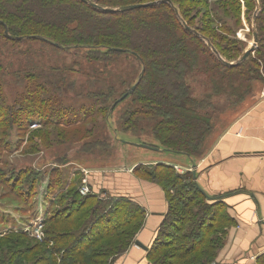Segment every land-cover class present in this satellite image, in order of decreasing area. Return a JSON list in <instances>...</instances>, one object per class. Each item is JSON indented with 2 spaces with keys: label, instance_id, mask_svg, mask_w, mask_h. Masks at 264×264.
<instances>
[{
  "label": "trees",
  "instance_id": "trees-1",
  "mask_svg": "<svg viewBox=\"0 0 264 264\" xmlns=\"http://www.w3.org/2000/svg\"><path fill=\"white\" fill-rule=\"evenodd\" d=\"M211 1L182 0V12H178L175 0H89L112 11L96 9L81 0H0V48L10 42L36 40L62 49L69 41L76 51L87 52V63L100 71L111 62L130 59L135 83H128L122 91L126 81L119 83L118 78L102 92L107 95L90 112L48 126L58 133V126L84 125L99 116L106 121L116 112L124 133L131 131L140 140L152 136L165 151L199 159L223 109L213 97L224 95L227 106L236 105L253 92L254 81L264 79V0H244L254 7L245 13H249L252 34L256 28L258 45L241 62L234 55L242 57L244 42L229 38L235 32L233 24L215 17L217 12L230 16L237 26L242 17L241 3L218 0L211 5ZM197 3L202 5L200 10ZM220 3L224 5L218 6ZM196 12H203L198 24ZM136 83L134 92L116 103ZM199 83L207 90L203 99L193 95ZM4 101L0 91V102ZM13 122L9 116L6 125ZM49 133L43 131L41 135ZM150 166L142 169V179L163 184L169 212L148 251V260L152 264H211L224 244L228 217L208 204L193 171L176 174L174 165L164 162ZM135 170L141 172V166ZM180 181L187 184L177 188ZM72 184L62 189L64 194L50 200L51 205L68 203L48 211L51 215L42 222L48 238L26 244L31 232L18 229V234L3 235L0 264H115L130 248L144 226L145 209L127 197L81 195L79 188H70ZM178 189L188 191L189 196L179 198ZM174 190L176 195L171 194ZM50 242L54 247L47 248Z\"/></svg>",
  "mask_w": 264,
  "mask_h": 264
},
{
  "label": "rangeland",
  "instance_id": "rangeland-1",
  "mask_svg": "<svg viewBox=\"0 0 264 264\" xmlns=\"http://www.w3.org/2000/svg\"><path fill=\"white\" fill-rule=\"evenodd\" d=\"M217 1L212 0L211 5ZM238 1L241 3L240 24L234 25L232 17L218 12L215 17L233 24L234 35L228 37L243 41L245 53L253 44L251 23L247 16L254 7L244 0ZM197 5L200 10L202 5ZM174 8L182 12V0H175ZM247 11L248 15L245 13ZM196 14L195 23L198 24L203 20V12ZM86 53L73 49V44L69 41L64 43L62 49L36 40L10 42L0 48V79L3 82L0 84V91L5 99L3 103L0 102V238L7 234H18V229L31 232L26 244L48 238L42 223L44 218L51 215L49 212L57 211L68 203L55 202L51 205L50 200L64 194L62 189L70 183H73L70 188L80 190L85 177L82 168L87 169L91 177L98 174L108 181L113 179L118 182L125 174H133L142 179V169L159 163L153 162L156 158L169 156L171 164L185 168L190 167L189 160H196L184 153L165 151L160 142L153 141L152 134H148L151 130L145 131L151 137H143L144 141L129 130L124 133L116 112L108 116L106 121L99 116L86 120L84 125L74 124L69 128L58 126V133H55L57 129L48 124L67 122L76 118V114L83 116L90 112L104 100L107 94L102 92L107 91L112 81L116 82L118 78L119 83L126 81L122 91L128 83L136 82L130 59L111 62L113 64L102 66L105 69L103 71L101 68L100 71L96 65L87 63ZM235 54L234 58L241 59ZM252 84L253 92L236 105L227 106L224 95L213 97L223 108L218 114L215 127L224 116L235 112L248 98L261 95L264 100V79ZM206 91L199 83L194 86L193 95L203 99ZM9 116L14 118V122L6 125ZM43 131L50 133L43 137ZM81 135L84 136L76 137ZM124 139L127 141L124 142ZM136 143L155 144L159 148L147 149L136 146ZM139 166L141 172L135 170ZM175 173L177 174L176 170ZM182 182L178 183L177 188L181 184H187V181ZM165 187L168 189V186ZM175 191L171 194L176 195ZM100 192L102 191L95 192L91 186L88 194L101 198L111 195L108 191ZM187 194L188 191L178 189L179 198L185 199L189 196ZM38 224L42 225L43 239L36 235L34 226ZM27 225L30 226L29 229L26 228ZM51 247H54L53 242L47 245V248ZM23 264L34 263L29 261Z\"/></svg>",
  "mask_w": 264,
  "mask_h": 264
},
{
  "label": "crops",
  "instance_id": "crops-1",
  "mask_svg": "<svg viewBox=\"0 0 264 264\" xmlns=\"http://www.w3.org/2000/svg\"><path fill=\"white\" fill-rule=\"evenodd\" d=\"M206 142L204 155L193 162L189 160L188 164L196 173L195 182L209 197L208 204L223 210L229 219L224 244L211 264H264V100L261 95L248 98L239 109L224 116ZM169 161L172 160L168 156L153 162L171 164ZM89 179L95 191L106 190L114 197H127L146 211L144 226L115 264H151L148 251L169 212L164 187L133 174L123 175L118 182L98 174Z\"/></svg>",
  "mask_w": 264,
  "mask_h": 264
},
{
  "label": "water",
  "instance_id": "water-1",
  "mask_svg": "<svg viewBox=\"0 0 264 264\" xmlns=\"http://www.w3.org/2000/svg\"><path fill=\"white\" fill-rule=\"evenodd\" d=\"M81 1H83V2H85V3H87V4H89L90 6L96 8V9L102 10V11H112L111 9H103V8H101L100 6H98V5L94 4V3L89 2V0H81ZM168 2L171 3V1H168ZM150 4H152V3H149V4H136V5H130V6H127V7L122 8L121 10L136 9V8H139V7H142V6H146V5H150ZM257 6H258V9H259V3H258V1H257ZM254 23H255V18H254ZM184 25H185V27H186L187 30H190V27L187 25V23H184ZM6 33H7V30H6ZM253 36H254V38H253V44H252V46H251L250 48H248V49L245 51V53L243 54V56H242L241 59H240V62L243 61V60H245V59H246L250 54H252V53L255 51V49L257 48V45H258V35H257V32H256V28H255V26H254V29H253ZM116 50H121V49H116ZM137 84H138V83H136L134 86H132V88H130V89H129V90H128L123 96H121V98H119V99L117 100L116 103H118V102L122 101L123 99H125L129 94H132V93L134 92V90L136 89ZM136 145H137V146H140V147H143V148L156 150L155 148H152V147H150V146H148V145H145V144H137V143H136ZM195 167H196V166H195ZM193 179H194V181H196V179H197V177H196V173H195L194 169H193ZM198 188H199V190H200V191H201V192H202L207 198H209V197L207 196V194L204 192V190H203L199 185H198ZM136 244H137L138 246H140V247L146 249V248L141 244V242L136 241Z\"/></svg>",
  "mask_w": 264,
  "mask_h": 264
},
{
  "label": "built area",
  "instance_id": "built-area-1",
  "mask_svg": "<svg viewBox=\"0 0 264 264\" xmlns=\"http://www.w3.org/2000/svg\"><path fill=\"white\" fill-rule=\"evenodd\" d=\"M264 99V97H263ZM174 169L177 171L178 174H185L189 171H193V168L189 167V168H185V167H180L178 165H174ZM82 172L84 174V179H83V182H82V186L80 187V193L81 195H87L89 192H90V176H89V171L85 168H82ZM27 229L30 228V226H26ZM35 229V232H36V235L39 239H43V232H42V225L41 224H38L37 226H34ZM33 228H31L32 230Z\"/></svg>",
  "mask_w": 264,
  "mask_h": 264
}]
</instances>
